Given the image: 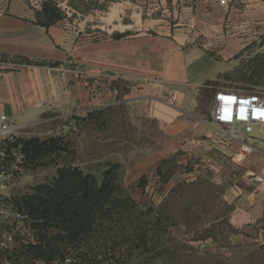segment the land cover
Wrapping results in <instances>:
<instances>
[{
  "label": "crops",
  "instance_id": "1",
  "mask_svg": "<svg viewBox=\"0 0 264 264\" xmlns=\"http://www.w3.org/2000/svg\"><path fill=\"white\" fill-rule=\"evenodd\" d=\"M42 1L0 0V115L28 134L53 116L125 105L133 117L156 122L165 137L156 168L172 155L180 164L194 159L189 174L224 184L240 198L235 224L262 218L264 182L253 176L264 177V154L243 156L227 146L199 98L210 94L213 106L219 84H207L230 72L247 46L260 45L264 0H228L226 6L218 0H155L166 17L146 24L135 21L134 0H117L105 14L64 1L62 19L49 27L36 21ZM141 2L143 10L152 6V0ZM115 34L128 35L116 40ZM15 57L29 63L15 65ZM209 65L216 76L205 82ZM116 80L135 87L122 98L111 86ZM172 89L179 92L175 106L167 103Z\"/></svg>",
  "mask_w": 264,
  "mask_h": 264
},
{
  "label": "rangeland",
  "instance_id": "2",
  "mask_svg": "<svg viewBox=\"0 0 264 264\" xmlns=\"http://www.w3.org/2000/svg\"><path fill=\"white\" fill-rule=\"evenodd\" d=\"M54 1L59 7L67 1L71 7L105 14L117 0ZM133 4L138 23L166 17L155 0L150 9L143 10L141 0ZM134 30L129 35H135ZM237 59L218 88L264 92V33L260 45L247 46ZM215 68H204L205 82L216 76ZM133 84L116 80L111 86L123 98ZM199 106L209 114L211 95L201 94ZM19 138H60L64 146L37 164L24 159L14 173L9 191L0 199V264H264V215L245 226L235 224L240 198L224 184L189 174L194 159L180 164L182 159L172 155L157 172L156 158L165 137L156 122L133 117L125 105L95 111L93 117L53 116L28 134L20 132ZM64 167L92 175L98 185L107 171L115 170L105 216L97 215L94 229L77 243L62 237L58 226L36 222L26 205V199L40 186L52 184ZM19 209L27 213H21L23 220ZM40 235L59 254L51 262L31 248Z\"/></svg>",
  "mask_w": 264,
  "mask_h": 264
},
{
  "label": "trees",
  "instance_id": "3",
  "mask_svg": "<svg viewBox=\"0 0 264 264\" xmlns=\"http://www.w3.org/2000/svg\"><path fill=\"white\" fill-rule=\"evenodd\" d=\"M63 12L58 3L54 0H43L41 9L36 11L37 24L49 27L61 20ZM128 34H115L114 39L120 40ZM2 60L8 62L9 57L3 55ZM15 65L28 64V60L22 57H15ZM220 75L218 81L209 82L207 86H217L219 80L224 78ZM100 113L102 111H99ZM95 112L87 113L93 117ZM22 146L25 162L37 164L44 157L63 150V142L60 138H49L41 140L31 138L19 140ZM162 160L157 169L159 172ZM115 170H109L105 174L102 183L98 185L92 175H84L78 169L64 167L58 172V178L50 185H42L38 188L37 194L26 199L28 214L35 217L36 222L44 225H56L63 234L62 237L71 243H77L82 237L94 229L97 215L104 217L107 208L113 197L114 185L112 175ZM19 214H27L19 209ZM46 236L40 235L37 245H32L33 252L46 261L51 262L59 254L55 247L46 241Z\"/></svg>",
  "mask_w": 264,
  "mask_h": 264
},
{
  "label": "built area",
  "instance_id": "4",
  "mask_svg": "<svg viewBox=\"0 0 264 264\" xmlns=\"http://www.w3.org/2000/svg\"><path fill=\"white\" fill-rule=\"evenodd\" d=\"M218 2L221 6L228 5V0ZM178 94V90L170 91L167 97L170 106L176 105ZM209 118L227 146H236L243 156L264 154V92L219 88ZM19 132V126L12 118L0 115V199L9 191L14 173L20 170L24 160ZM253 177L257 182H264L263 176ZM18 217L24 219L21 214ZM6 242L10 244L12 237L9 236Z\"/></svg>",
  "mask_w": 264,
  "mask_h": 264
}]
</instances>
